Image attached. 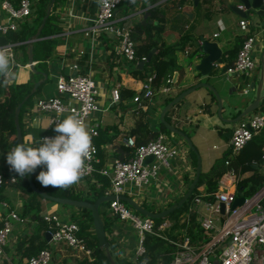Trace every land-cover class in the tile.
Listing matches in <instances>:
<instances>
[{
    "label": "crops",
    "instance_id": "1",
    "mask_svg": "<svg viewBox=\"0 0 264 264\" xmlns=\"http://www.w3.org/2000/svg\"><path fill=\"white\" fill-rule=\"evenodd\" d=\"M240 4V0H198L197 4L194 0H157L153 3H146L145 0H121L114 10V17L119 24L128 26L132 30L135 21L148 19L150 23L156 24L162 20L164 27L159 33V41L178 45L175 51L176 60L184 70L179 83L176 86H169L167 91L155 92L154 99L144 97L146 103H141L142 101L136 103L134 99L128 98L125 100V107L128 105L125 108L120 107L117 100L112 99V89L122 86L135 90L136 94L141 96L146 76L140 79L133 73V69L137 68V62L132 64L122 58L118 51V40L110 32L102 31L94 36L87 32V27L97 12L98 0H64L63 3L58 4L54 13L62 30L51 35L58 56L48 62V71L41 68L36 69V60H34L36 71L32 70L29 65H26L28 64L27 52L24 56L21 48H13L14 60L11 62L7 80L31 81L32 84L36 80H41L40 89L33 95L34 105L38 96L55 92V81L59 75L76 72L91 76L96 84V99L100 110L88 119V124H97V127L104 128L103 134H98L99 146L104 155V165L109 164L113 158L111 153L114 144L124 140V136L134 126L139 112L138 107L145 112L147 126L152 130H158L161 123L159 113L165 105L163 103L165 96H175L181 90L199 81L209 82L221 96V115L217 112L218 102L215 95L206 86L196 87L168 110L172 122L187 131L186 133L201 156L202 170H207L215 160L224 156L227 147L230 146L229 139L236 121H227L225 118H234L238 108L241 111L255 98L257 90L263 96L260 104L264 99V10L261 13L249 11V16H241L231 8V5L239 7ZM241 17L247 20L248 32L255 36L253 48L255 63L248 73H227L222 69L225 63L224 56L235 58L236 53L232 49L234 47L238 49L248 33L239 24ZM6 20L7 13L0 6V22ZM203 40L217 42L221 57V61H215L212 70L205 76L196 68L199 60L206 55L201 51ZM41 72H44L46 76L44 77ZM177 75L178 72L175 70L172 83L176 82ZM174 76L175 80H173ZM245 78L247 82H243ZM237 97L246 98V103L233 106L232 102H237ZM260 104L259 109L262 108ZM30 109H25L21 115L22 128L26 130L23 140L26 144L35 145L46 134L55 133L53 131L55 127L51 130L47 127L45 116H37L34 119L33 115L28 112ZM66 116L67 114H64L63 118ZM34 120L39 121L38 127L31 126ZM170 133L168 134L170 139L182 148L179 156L172 162V169H162L156 180L140 188L132 183L125 184L124 194L133 197L140 204L146 203L152 206L154 211H159L177 200L185 192L195 174L196 163L193 162L186 141L180 135ZM7 152L0 150V167L8 165ZM257 170L263 174L259 166ZM39 171L38 168L36 173H32L35 180ZM252 172L253 169L250 168L242 171L228 169L221 175L218 186L220 187V180L223 179L224 183H231L237 195V181ZM72 186L85 188V178ZM86 190L84 189L83 192ZM0 198L7 203L5 209L0 207V212L11 209L20 214L22 195L9 182H5ZM53 203L56 202L42 198V214L56 213L62 219H72L71 209L66 206H61L62 211L59 209L49 211L48 208ZM197 209H199L196 210L197 216L198 212L200 214L207 212L203 205ZM35 227L36 222L30 219L22 224H16L14 233L4 248V255L0 257V264H22L15 253L16 236L17 234H29L35 230ZM106 233L108 240L114 243V254L131 261L137 245V234L131 224L128 221L114 218ZM118 240L122 243L120 244ZM47 242H49L48 248L51 251L50 264H74L78 261L65 242L55 241L51 237Z\"/></svg>",
    "mask_w": 264,
    "mask_h": 264
},
{
    "label": "built area",
    "instance_id": "2",
    "mask_svg": "<svg viewBox=\"0 0 264 264\" xmlns=\"http://www.w3.org/2000/svg\"><path fill=\"white\" fill-rule=\"evenodd\" d=\"M34 2L35 0H20L18 6H15L8 0H0L1 8L7 13V20L0 22V32L16 29L20 20L33 13ZM120 2L121 0H98L97 12L91 19L87 32L92 36L102 31L110 32L118 40V51L122 58L135 64V41L131 34L132 30L128 26L119 24L114 17V10ZM239 7L243 8V5L240 4ZM239 24L248 32V23L245 18L241 17ZM254 43L255 36L248 32L237 49L233 64L228 66L225 72L248 73L255 63ZM13 47L14 43L0 46V49L10 55L11 62L14 60ZM74 67L76 68V65ZM8 77L9 75L4 78L7 80ZM152 78V72L146 75L143 81V95H135L133 98L135 101L141 97L154 99ZM161 90L167 91L169 86H164ZM96 93L95 81L87 74L59 75L55 81V92L38 96L28 112L34 119L37 116H45L47 127L51 130L55 127L56 121L63 119L64 114L68 115L75 111L79 113V117L86 124L93 138L98 134L97 124H88V119L100 110ZM111 94L113 101L117 100L118 88L114 87ZM263 127L264 107L257 108L236 120L229 139L232 155H235ZM54 135L56 133H49L45 137ZM124 141L129 146H135L133 155L126 160L113 157L109 164L97 169L95 164L100 161V158L98 147L92 140L91 159L86 161L82 178L91 177L93 172L98 171L109 180L106 193L124 194L126 183H132L140 188L156 180L162 169H172V162L179 156L182 149L162 131L154 138L137 145L132 136L125 137ZM148 154H153L154 159L143 163V158ZM225 162L228 163V160ZM259 168L264 173V161L260 163ZM14 179V176L10 177V181ZM5 182L6 179L0 171V194ZM219 185L220 187L218 186L214 193V201H208L201 195H196L191 206L198 211L197 208L203 205L207 211L206 214L198 212L197 216L207 239L198 242L185 237L181 242H177L178 247L172 259L166 264H264V183L253 194L244 196V199L235 206H232V203L238 195L231 183L226 184L221 179ZM220 202L224 204L223 210H221ZM108 203L109 213L120 220L128 221L137 234V245L130 261L135 263L138 256L145 250L143 244L145 234L155 232L154 218L134 212L131 206L117 197L108 200ZM0 207L3 209L7 207V203L1 198ZM2 212H0V257L4 255V248L13 235L16 224H22L28 219L11 209ZM43 217L48 223L46 231H49L53 240L65 242L78 260L91 256L92 249L86 245L84 238L77 234L78 224L75 220L62 219L56 213H46ZM169 224V221H163L158 225V230ZM50 262L51 251L45 247L29 256L26 264H50Z\"/></svg>",
    "mask_w": 264,
    "mask_h": 264
},
{
    "label": "trees",
    "instance_id": "3",
    "mask_svg": "<svg viewBox=\"0 0 264 264\" xmlns=\"http://www.w3.org/2000/svg\"><path fill=\"white\" fill-rule=\"evenodd\" d=\"M8 1H10L15 6H18L20 2V0ZM155 1L157 0H145L146 3H153ZM48 2L49 0H35L33 5V7H35L33 10L34 15H28L26 18L20 20L16 29H9L5 32H0V46L6 43H14L13 48H21L24 56H26L25 48L27 45V39L35 32L37 26L40 24L42 17L45 14V8ZM63 2L64 0H55L51 12L41 30L40 39L35 40L32 43V55L33 60H36V69L41 68L45 71H48V62L53 59V57L58 56V53L54 47V39L51 35L59 33L62 30L59 20L54 13V9L58 4ZM163 27L162 20H159L156 24H153L150 23L148 19H141L134 22L131 32L135 41L134 61L137 62L142 60L143 57L147 56L151 48H155L154 53L151 55L149 60L145 61L141 69H133V73L140 79H143L148 72L153 73L151 86L155 92H158L164 86H176L184 72L183 68L177 63L176 60L175 51L178 48V45H170L161 43L159 41V33L162 31ZM143 32H145L144 35H142ZM232 50L233 52L237 53V49L235 47ZM223 59L225 60V63L223 64L222 69L225 70L228 66L233 64L235 58H227L225 55ZM175 70L178 72L177 80L176 82L172 83L171 80ZM4 81L5 78L0 76V150L10 151L12 147L18 144L14 124V108L20 101L23 100L19 112V123L21 126L22 135L24 137L26 130L22 128V112L25 109L31 108L33 105V95L40 89L42 84L37 86V89L34 93L29 94L33 85L31 81L15 82L7 80V84H5ZM243 82H247V79L245 78ZM118 92L119 95L117 104L120 107H125L126 99H133L135 95H138L136 94L135 90L124 86L118 88ZM27 95L29 96L24 99ZM173 96L174 95L165 96L163 103L166 104L172 99ZM212 97L215 99L213 94ZM236 100L237 102L240 101V103L234 101L232 102L233 106L246 103V98L243 97H237ZM140 101H142L141 103H146L144 97H141L138 100V102ZM127 106L128 105H126V107ZM260 106L264 107V99L261 101ZM137 110L139 112L135 124L129 130L128 134L124 136V139L127 136H132L134 138L135 145H137L154 138L161 131L171 134L162 123H160V128L158 130L150 129L147 126L145 112L140 107H138ZM169 112L170 111H168L165 118L176 127L182 129L178 124L172 122V120L169 118ZM239 113L240 110L238 108L234 115L236 116ZM97 130L99 135L103 134L104 132V128L102 127H97ZM183 130L187 132L185 129ZM228 131L231 132L230 129H228ZM98 134L92 138L93 142L98 147V156L100 158V161L95 164L97 169L104 165V155L102 153V149L99 146L100 139H98ZM134 147L135 146L127 145L124 140L115 143L111 153L112 157L126 160L133 155ZM189 151L191 153L193 162L196 163V153L190 148ZM226 160H228V163L225 162ZM263 161L264 127L254 134L252 138L236 153L235 156L232 155L231 147L229 146L227 147L222 158L215 160L207 170H202L191 195L179 208L174 209L164 217L154 218L155 232L145 234L143 238L145 250L143 254L138 256L135 263L115 255L114 243L109 239V248L117 263L166 264L173 257V253L178 247L177 242H181L185 237H188L191 241H205L207 239V235L197 218L196 210L191 207L194 197L196 195H201L205 200L214 201V193L218 188V182L221 175L231 168L240 169L241 171L248 168L253 169V172L250 175L239 179L236 184V191L238 194L241 193V195L244 196L253 194L264 183V173L261 174L257 170V167ZM254 165L256 167H254ZM0 171L3 177L6 179V182H9L10 185L14 189L20 191L22 195L20 215L36 222V227L33 232L25 235L17 234L16 236L15 253L19 256V260L22 261V264H26L29 256L37 253L42 248L48 247L49 245L45 235V231L48 228V223L45 221L41 212V199L43 197L30 188L26 176L24 178L17 176L16 173L10 170L9 165L0 167ZM11 176L15 177L13 181H10ZM32 179L39 188H42L49 194L86 199L89 201H94L98 196L105 194L109 185L108 178L98 171L93 172L91 177L85 178V188H83V186L81 188L78 186H71L67 189L51 187L44 188L33 178V175ZM4 185L5 183L3 186ZM201 186H203V188H200ZM84 189L87 190L83 192ZM108 204L109 203L107 201L102 203L99 207L106 232L109 229L111 220L117 218L109 213ZM170 204L171 203L168 205ZM61 205L71 209V218L78 224L77 234L84 238L86 245L92 249L90 257H83L76 263L110 264L104 249L98 246L97 238L93 229L90 210L68 204L61 203ZM142 205L150 210H153L152 206H149L146 203H142ZM134 212L144 215L137 210H134ZM165 220H169L170 224L167 227L158 230V225Z\"/></svg>",
    "mask_w": 264,
    "mask_h": 264
},
{
    "label": "water",
    "instance_id": "4",
    "mask_svg": "<svg viewBox=\"0 0 264 264\" xmlns=\"http://www.w3.org/2000/svg\"><path fill=\"white\" fill-rule=\"evenodd\" d=\"M240 1H241V4L243 5V8H239L238 5H231V8L236 13L240 14L241 16H249V11L261 13V11L264 10V0H240ZM54 2H55V0H49L47 6L45 8V14L42 17L40 24L37 26L35 32L31 36H29V38L27 39L26 52L28 55V65H29V68H31L34 71H36V69L34 67V60H33V55H32V48H33L32 43H33V41L40 39L41 30L45 24L46 19L48 18L49 14L51 12V9L54 5ZM197 2H198V0H194L195 4H197ZM154 50H155L154 47L151 48V50L148 52L145 59L137 61L136 67L142 68L145 61L150 59ZM201 51L205 52L206 55L203 56L199 60V63L196 65V68L200 70V73L203 76H205V75L209 74V72L212 70L213 63L215 61L216 62L221 61L220 49L217 46V42L209 41V40H203L202 45H201ZM41 73L44 77L46 76L44 72H41ZM75 74H76V72H73L72 75H75ZM175 76H174L173 80H175ZM40 82H41V80L34 81L33 86L31 88L29 94H32L36 91L37 86L40 84ZM198 86H206L210 90H212V92L215 95L217 102H218L217 112L219 115H221V108H222L221 96H220L219 92L217 91V89L212 84H210L209 82H206V81H199L196 84L181 90L177 95H175L171 100H169L162 107V109L159 113V120L166 127V129H168L172 133L180 135L186 141L189 148L192 149L196 153L195 174H194L191 182L189 183L185 192L177 200H175L174 202H172L170 205L166 206L165 208H163L159 211L150 210V209L146 208L145 206H143L142 204H140L139 202H137L133 197L126 195V194L115 195V194H111V193H105V194L98 196L94 201L53 195V194L47 193L42 188H39L35 184V182L33 181L32 174H29L26 176V179L28 181L30 188L33 191L37 192L43 198L52 200V201L57 202V203L68 204V205L77 206V207H83V208H87L90 210L91 217H92V223H93V229H94V232H95V235L97 238L98 246L100 248L104 249V251L106 253V257H107L108 262L110 264H118V263L115 260L113 254L111 253L110 248H109V240L107 238L105 225H104V222H103V219L101 217L100 210H99V207L102 203L107 202L108 200H111V199H114L115 197H117V198L123 200L124 202H126L134 210H137L140 213H142L148 217H151V218L164 217L165 215H167L168 213H170L174 209L179 208L186 201V199L191 195V193H192V191H193V189L197 183L198 177H199L201 170H202L201 156H200L198 150L196 149L195 145L193 144L190 136L184 130H182V129L176 127L175 125H173L172 123H170L165 118V114L175 103H177L181 98H183L186 94H188L190 91H192L193 89H195ZM142 95H143V92H142L141 96ZM28 96L29 95L25 96L24 99H26ZM262 98H263V96H261L259 94V90H257L255 98L252 101H250L240 111V113L237 116H235L234 118H225V119L227 121H236L240 117L254 111L255 109L258 108V106L260 104V100ZM22 102H23V100L20 101L14 108V124H15L16 138H17L18 143H24L23 135H22V131H21V126L19 123V112H20ZM153 159H154V155L148 154L143 158V163H147ZM243 199H244V195L237 196L235 198V200L233 201L232 206L239 204ZM223 206H224L223 202H220L221 210H223ZM45 235H46L47 240H49V238H50L49 231H45Z\"/></svg>",
    "mask_w": 264,
    "mask_h": 264
},
{
    "label": "clouds",
    "instance_id": "5",
    "mask_svg": "<svg viewBox=\"0 0 264 264\" xmlns=\"http://www.w3.org/2000/svg\"><path fill=\"white\" fill-rule=\"evenodd\" d=\"M10 66V55L0 49V76L7 77ZM31 126L38 127L39 121L34 120ZM53 131L56 135L43 137L35 145L16 144L7 152L6 162L21 178L39 168L36 180L42 187L67 189L84 175L86 161L91 159L92 134L75 111L56 121Z\"/></svg>",
    "mask_w": 264,
    "mask_h": 264
},
{
    "label": "rangeland",
    "instance_id": "6",
    "mask_svg": "<svg viewBox=\"0 0 264 264\" xmlns=\"http://www.w3.org/2000/svg\"><path fill=\"white\" fill-rule=\"evenodd\" d=\"M61 206L63 207V205H61V204L59 205L57 203H53L51 206H49L48 210L50 211V210H57V209H59V211H62L61 210V208H62Z\"/></svg>",
    "mask_w": 264,
    "mask_h": 264
}]
</instances>
